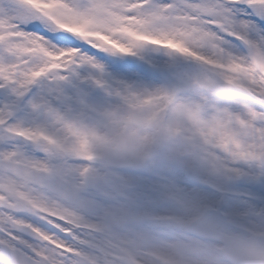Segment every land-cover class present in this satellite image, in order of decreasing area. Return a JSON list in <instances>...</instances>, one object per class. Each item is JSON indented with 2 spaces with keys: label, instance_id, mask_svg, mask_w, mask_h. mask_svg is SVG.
Instances as JSON below:
<instances>
[{
  "label": "snow or ice",
  "instance_id": "snow-or-ice-1",
  "mask_svg": "<svg viewBox=\"0 0 264 264\" xmlns=\"http://www.w3.org/2000/svg\"><path fill=\"white\" fill-rule=\"evenodd\" d=\"M131 126L181 154L117 153ZM141 235L264 246V0H0V264H126Z\"/></svg>",
  "mask_w": 264,
  "mask_h": 264
},
{
  "label": "rangeland",
  "instance_id": "rangeland-1",
  "mask_svg": "<svg viewBox=\"0 0 264 264\" xmlns=\"http://www.w3.org/2000/svg\"><path fill=\"white\" fill-rule=\"evenodd\" d=\"M71 28L82 32L81 27ZM87 35H94L112 47H119L121 51L126 50L99 33H87ZM135 38L145 39V37L141 36H135ZM172 45L174 46L173 43ZM180 49H182L180 51L187 52L186 49ZM162 130L163 135L160 136L159 143L155 146L154 140L157 132L156 130H151L150 127L131 126L127 129L120 127L113 128L111 130L110 145L117 153L125 154L130 158L134 156L144 157L151 150L160 152L165 149H167L170 155H180L182 150L179 146V141L168 132L166 127L163 126ZM243 138L241 137V139ZM234 147L239 150V143H234ZM98 150H100V146H98ZM241 156H248L247 159L253 158L250 153H241L239 157ZM103 163V161L97 162L98 165H102ZM150 251L154 257L152 259L149 258L151 262H148L147 256ZM118 252L122 255L126 264H236L227 261L220 250L208 249L198 245L182 246L166 238L154 240L142 235L129 241L126 246L120 247Z\"/></svg>",
  "mask_w": 264,
  "mask_h": 264
},
{
  "label": "bare ground",
  "instance_id": "bare-ground-1",
  "mask_svg": "<svg viewBox=\"0 0 264 264\" xmlns=\"http://www.w3.org/2000/svg\"><path fill=\"white\" fill-rule=\"evenodd\" d=\"M244 106L246 107V105H244ZM159 129H160V128H159ZM159 129H155V130H159ZM157 142H158V139L156 140V143H157ZM147 258H148V262H151L148 256H147Z\"/></svg>",
  "mask_w": 264,
  "mask_h": 264
}]
</instances>
